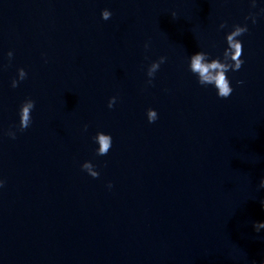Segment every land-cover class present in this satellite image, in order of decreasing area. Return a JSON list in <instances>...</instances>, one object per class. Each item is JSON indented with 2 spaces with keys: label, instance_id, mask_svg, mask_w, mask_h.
Returning <instances> with one entry per match:
<instances>
[{
  "label": "water",
  "instance_id": "95a60500",
  "mask_svg": "<svg viewBox=\"0 0 264 264\" xmlns=\"http://www.w3.org/2000/svg\"><path fill=\"white\" fill-rule=\"evenodd\" d=\"M262 9L264 0H0V264H260ZM236 24L248 27L244 63L227 73L224 99L198 83L189 58H222ZM20 68L27 76L13 88ZM28 98L32 123L20 131ZM97 132L112 137L107 155L96 154Z\"/></svg>",
  "mask_w": 264,
  "mask_h": 264
},
{
  "label": "clouds",
  "instance_id": "9594fccd",
  "mask_svg": "<svg viewBox=\"0 0 264 264\" xmlns=\"http://www.w3.org/2000/svg\"><path fill=\"white\" fill-rule=\"evenodd\" d=\"M252 7H256V0H251ZM264 12V9L261 10ZM112 13L108 9H104L101 12V17L104 20L110 19ZM173 18H175L176 14L172 13ZM251 19L253 23L256 22V15L254 13H249L248 16L245 17V20ZM227 22H222L219 25L220 29L226 28ZM248 31L247 25H233L232 30L226 34V44L227 47L224 49L222 58H210V54L205 51H198L192 54L189 58V70L191 73L196 75L198 83L202 86L213 85L217 90V95L220 98L227 99L233 89L230 86V81L227 77V73L229 71H238L244 61L241 59L242 57V41L238 39V37L242 36ZM148 45H145L147 48ZM13 53L11 51L8 52V57L11 59ZM167 60V57L161 56L158 60L153 61L148 69V84H151L156 72L159 70L160 66L164 64ZM27 73L23 68L18 69V78H14L11 82V86L16 88L19 84V81H22L26 78ZM237 83H242V81H237ZM116 103V97H111L108 102V107L112 108ZM35 107V101L28 98L25 99L19 110V130L23 131L27 129L32 123L31 112ZM147 119L149 123H153L158 119V114L156 110L149 108L146 112ZM85 130H87V125H85ZM12 139L16 138V133L14 131L9 130L7 133ZM93 140L98 144V148L96 149V154L98 156L107 155L111 146H112V137L109 134H105L103 132H97L93 137ZM82 169L86 171L91 177L97 178L99 176V172L95 170V166L86 161L81 165ZM4 185V181L0 180V187ZM111 187V184H109ZM260 188H264V178L260 180L259 184ZM261 207L264 208V199L260 200ZM253 228L256 232H259L261 229H264V222H253ZM255 264V261H253ZM260 264H264V260H261Z\"/></svg>",
  "mask_w": 264,
  "mask_h": 264
}]
</instances>
